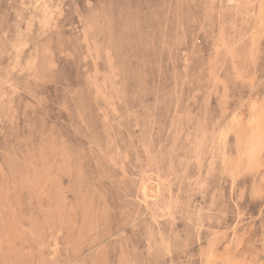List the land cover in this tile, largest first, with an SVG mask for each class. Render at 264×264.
<instances>
[{
    "label": "rangeland",
    "instance_id": "obj_1",
    "mask_svg": "<svg viewBox=\"0 0 264 264\" xmlns=\"http://www.w3.org/2000/svg\"><path fill=\"white\" fill-rule=\"evenodd\" d=\"M0 264H264V0H0Z\"/></svg>",
    "mask_w": 264,
    "mask_h": 264
}]
</instances>
